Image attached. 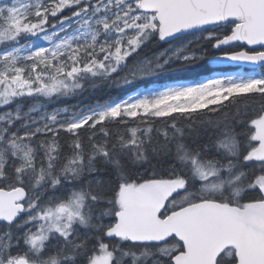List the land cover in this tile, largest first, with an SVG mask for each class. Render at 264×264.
<instances>
[{
    "label": "snow or ice",
    "instance_id": "6c2138e0",
    "mask_svg": "<svg viewBox=\"0 0 264 264\" xmlns=\"http://www.w3.org/2000/svg\"><path fill=\"white\" fill-rule=\"evenodd\" d=\"M0 109V264H264V0H0Z\"/></svg>",
    "mask_w": 264,
    "mask_h": 264
},
{
    "label": "trees",
    "instance_id": "16d2710c",
    "mask_svg": "<svg viewBox=\"0 0 264 264\" xmlns=\"http://www.w3.org/2000/svg\"><path fill=\"white\" fill-rule=\"evenodd\" d=\"M167 47V45L164 44H152L149 46L148 49H146L147 54H152L155 51L162 50V48ZM205 47L208 50L209 57L212 55L219 56L221 55V50L218 51L216 49H213L210 44H205ZM236 49L228 48L224 51H233ZM209 57H206L202 60H200L196 65L190 67V68H183V67H177L169 72L163 73L158 77H153L145 82H138V85H146L147 87L151 84H162L167 82H175L177 80H182L184 82H192V81H198L200 78L204 76H208L214 72H222L226 70L232 69L231 67H227L224 65H216V61L210 59ZM133 91V88H128L127 92L130 93ZM125 93L122 92L120 89H104V90H98L95 92L89 91L82 96L77 97H71V98H64L62 100H56L50 103V108L58 107V106H73V105H88V104H94L97 100H99L101 103L112 100V99H118L122 96H124ZM248 103H252V101H247ZM244 102H241V107L243 106ZM234 111V109H232ZM209 116H211L212 119L218 118L217 116L213 114H209L208 116L202 117V119H208ZM162 125L160 123H157V127H161Z\"/></svg>",
    "mask_w": 264,
    "mask_h": 264
},
{
    "label": "rangeland",
    "instance_id": "374dc122",
    "mask_svg": "<svg viewBox=\"0 0 264 264\" xmlns=\"http://www.w3.org/2000/svg\"><path fill=\"white\" fill-rule=\"evenodd\" d=\"M218 64L222 65L221 64V60L220 61H217ZM252 70H245V69H239V68H234V69H231V70H226V71H223V72H214L212 73L211 75H208V76H205V77H202L200 78L198 81L206 78V77H211V76H226V75H239V74H242V73H246V72H250ZM170 83H173V82H167V83H163V84H170ZM163 84H152L148 87H159ZM133 92V91H132ZM132 92L128 93V94H131ZM58 107H62V106H58ZM49 110H51L50 108V105H49ZM0 111H2V109H0Z\"/></svg>",
    "mask_w": 264,
    "mask_h": 264
},
{
    "label": "water",
    "instance_id": "95a60500",
    "mask_svg": "<svg viewBox=\"0 0 264 264\" xmlns=\"http://www.w3.org/2000/svg\"><path fill=\"white\" fill-rule=\"evenodd\" d=\"M245 47H247V46H245ZM225 48H227V47H225ZM221 63L226 64V65H230L233 67H242V68L250 69V70L253 69V66L242 63V62H232V61H228V60H221Z\"/></svg>",
    "mask_w": 264,
    "mask_h": 264
}]
</instances>
